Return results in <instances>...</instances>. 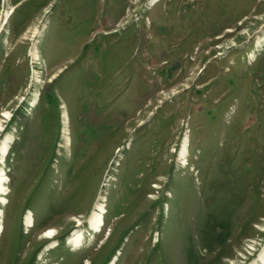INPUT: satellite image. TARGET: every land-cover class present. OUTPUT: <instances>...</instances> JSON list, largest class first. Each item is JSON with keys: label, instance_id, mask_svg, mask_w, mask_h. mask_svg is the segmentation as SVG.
Segmentation results:
<instances>
[{"label": "rangeland", "instance_id": "1", "mask_svg": "<svg viewBox=\"0 0 264 264\" xmlns=\"http://www.w3.org/2000/svg\"><path fill=\"white\" fill-rule=\"evenodd\" d=\"M0 185V264H264V0H0Z\"/></svg>", "mask_w": 264, "mask_h": 264}, {"label": "bare ground", "instance_id": "2", "mask_svg": "<svg viewBox=\"0 0 264 264\" xmlns=\"http://www.w3.org/2000/svg\"><path fill=\"white\" fill-rule=\"evenodd\" d=\"M9 13V12H8ZM6 18H8V14L6 15ZM10 16V14H9ZM0 194H5L2 186L0 185ZM3 200L0 199V202ZM100 211V206L96 207V210H94L92 213H91V216L89 217V223H90V226L92 229H95V230H98L101 226V223L103 222V219L101 218V214L99 213ZM101 212V211H100ZM32 222V217L31 215H27L25 217V221L24 223L27 225V224H30ZM104 223V222H103ZM3 226L0 224V233L3 231ZM55 236V232L53 229H50L48 231H46V233L44 234V237L47 239V238H53ZM74 236V235H73ZM81 233L77 234L74 238H73V243L76 244V245H79L80 244V241H81ZM71 239V238H70ZM53 247V246H52Z\"/></svg>", "mask_w": 264, "mask_h": 264}]
</instances>
